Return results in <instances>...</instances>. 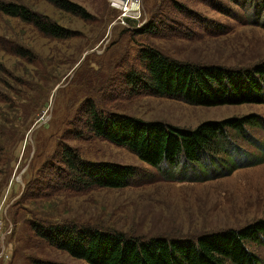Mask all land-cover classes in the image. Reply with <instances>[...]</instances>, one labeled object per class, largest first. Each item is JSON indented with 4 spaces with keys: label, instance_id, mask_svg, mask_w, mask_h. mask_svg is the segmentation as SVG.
Wrapping results in <instances>:
<instances>
[{
    "label": "rangeland",
    "instance_id": "obj_1",
    "mask_svg": "<svg viewBox=\"0 0 264 264\" xmlns=\"http://www.w3.org/2000/svg\"><path fill=\"white\" fill-rule=\"evenodd\" d=\"M0 1L25 4L72 31L66 38L45 37L0 11V264H32L35 258L89 264L31 232L26 220L35 212L52 214L49 208L59 218L77 223L175 239L239 228L264 217V161L218 178L204 169L162 164L163 179L159 166L142 161L126 147L73 135L66 142L83 158L133 167L129 184L61 192L48 199L22 196L26 181L54 150L80 101L101 82L95 94L106 98L108 110L147 121L193 128L202 121L246 114L264 120V103L204 106L180 98L130 96L119 78L142 44L184 62L229 68L262 65L264 28L248 23L241 7L230 0H133L121 13L111 0H71L86 10L88 18L83 19L46 0ZM149 20L165 27L154 35L128 29ZM17 45L29 51L28 58L13 51ZM246 138L251 144L244 135L233 138L235 158L248 152L264 157V128L247 127ZM253 247L264 263V245Z\"/></svg>",
    "mask_w": 264,
    "mask_h": 264
},
{
    "label": "trees",
    "instance_id": "obj_2",
    "mask_svg": "<svg viewBox=\"0 0 264 264\" xmlns=\"http://www.w3.org/2000/svg\"><path fill=\"white\" fill-rule=\"evenodd\" d=\"M46 1L83 19L88 18L86 10L71 0ZM230 1L247 13L248 23L264 28V0ZM0 11L32 25L45 37L72 35L68 28L25 4L0 1ZM164 27L149 20L128 29L138 35H154ZM13 51L22 57L29 56V51L20 45ZM132 59H135L134 63L132 60L131 64L126 63V70L119 73L123 89H128L130 96L180 98L192 105L204 106L264 103V63L229 68L213 63L184 62L167 56L152 44L140 45ZM101 88L102 82L80 99L54 150L26 181L23 197L48 199L61 192L78 193L129 184L133 167L83 158L77 148L66 142L72 135L73 138H101L126 147L142 161L159 166L163 179L166 175L164 164L173 169L180 166H190L201 172L204 169L218 178L238 167L264 161V157L251 152L236 158L233 155L236 147L233 138L244 135L249 141L247 127L259 125L264 128V120L255 114L206 120L193 128L179 127L108 110L106 98L95 94ZM6 150L3 148L1 153L5 155ZM49 211L52 214L31 213L26 220L34 236L89 264H264L253 247L264 245V217L239 228L204 231L196 236L181 235L175 239L129 235L101 225L61 219L53 208ZM32 264L64 263L35 258Z\"/></svg>",
    "mask_w": 264,
    "mask_h": 264
},
{
    "label": "built area",
    "instance_id": "obj_3",
    "mask_svg": "<svg viewBox=\"0 0 264 264\" xmlns=\"http://www.w3.org/2000/svg\"><path fill=\"white\" fill-rule=\"evenodd\" d=\"M130 1H132L133 2V0H111V2H116V4L117 5H119V10L121 11V13H124V12H126V11H128L129 9H128V2H130ZM131 2V3H132ZM132 19H136V18H132ZM137 20V19H136ZM141 25V24H140Z\"/></svg>",
    "mask_w": 264,
    "mask_h": 264
},
{
    "label": "water",
    "instance_id": "obj_4",
    "mask_svg": "<svg viewBox=\"0 0 264 264\" xmlns=\"http://www.w3.org/2000/svg\"><path fill=\"white\" fill-rule=\"evenodd\" d=\"M126 20H127L128 22H131L132 24L137 23V20H136V19H130V18H128V19H126ZM55 89H57V87H56ZM46 119H47V118H45L42 122L46 121ZM42 122H40V123H38L36 126H34V127L31 129V131H32L34 128H36L38 125H40Z\"/></svg>",
    "mask_w": 264,
    "mask_h": 264
},
{
    "label": "bare ground",
    "instance_id": "obj_5",
    "mask_svg": "<svg viewBox=\"0 0 264 264\" xmlns=\"http://www.w3.org/2000/svg\"><path fill=\"white\" fill-rule=\"evenodd\" d=\"M131 2H132V1L128 2V4H127V5H128V8H129V6H131V4H132Z\"/></svg>",
    "mask_w": 264,
    "mask_h": 264
}]
</instances>
